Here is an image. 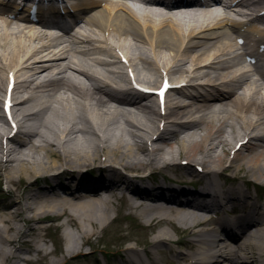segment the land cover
I'll return each mask as SVG.
<instances>
[{"label":"bare ground","instance_id":"bare-ground-1","mask_svg":"<svg viewBox=\"0 0 264 264\" xmlns=\"http://www.w3.org/2000/svg\"><path fill=\"white\" fill-rule=\"evenodd\" d=\"M259 1L246 0L243 11ZM174 4L157 12L154 22L117 1L78 0L68 44L57 50L36 46L34 25L0 13V91L11 71L17 126L10 136L13 126L0 106V177L10 184V200L0 207V264L31 260L25 252L48 257L36 236L49 217L66 216L60 225L63 257L47 260L62 264L112 220L116 201L150 226L156 204L173 199L170 189L188 190L214 176L222 178L218 196L246 198L248 214L233 234L235 242L245 240L235 246L220 239L224 253L218 257L208 244L211 237L195 230L197 246L176 254L194 264H264V201L247 191L251 183L264 185L261 74L238 53L220 12ZM116 48L147 86L166 74L185 82L165 97L163 111L151 93L133 89L123 69L113 66ZM184 161L186 169L176 172ZM22 183L27 185L17 193L12 185ZM83 190L93 198L69 209L59 199L63 191ZM172 236L162 227L152 241L158 248ZM249 243L253 258L245 248ZM138 253L129 246L127 264H136L137 257L147 264Z\"/></svg>","mask_w":264,"mask_h":264},{"label":"rangeland","instance_id":"rangeland-1","mask_svg":"<svg viewBox=\"0 0 264 264\" xmlns=\"http://www.w3.org/2000/svg\"><path fill=\"white\" fill-rule=\"evenodd\" d=\"M118 62L120 61L117 58V62L113 61V66L115 65L116 68H122L129 79L126 67L118 64ZM117 65L123 67H118ZM4 89L5 86H3V90L0 91V106L2 104ZM173 92L174 91H172L171 94ZM154 97L155 96L152 95L153 99H155ZM228 149H233V143ZM183 164L184 163L176 165V172H182L183 169H186L185 167H187V165L185 166ZM103 169L108 168L103 167ZM171 173L175 174L170 171H168L167 174L170 175ZM155 177L161 179V174L158 173ZM212 179L218 180L219 177L215 176L210 180ZM26 185L27 183H22L12 186L16 189L17 193L20 192L22 194ZM9 187L10 184L6 179L0 177V207L10 200V197L7 195ZM248 188L250 189V194L254 193L255 190L259 192V189L255 188L254 190V188L250 186ZM249 189H247V191H249ZM258 194H260V192ZM259 201L261 202V200ZM111 208L113 215L112 220L109 221L102 230H99L92 236L91 244H85L81 253L64 257L62 264H127L126 249L129 246L136 247L137 251H139L138 254L142 256V259L147 264H181L184 262V259L175 254L176 251L182 250L189 253L191 251V246L194 247L195 245L193 241L194 230L191 229L184 234L181 232L177 234L173 231V228L166 223L164 226L171 230L170 233L173 235L172 240L161 243V246L157 248L154 246L152 239L154 234L161 227L154 224L151 226L144 225L135 213L130 212L129 208L126 207L121 200H119L118 204H112ZM128 213H131V217L125 216ZM19 223L23 227L27 226L24 221H19ZM41 224L43 230L40 236H36V239L42 242L45 249L50 251V254L47 257L43 254H38V252H25L24 255L30 257L31 260H23L20 264H49L47 260L50 261L53 258L57 259L63 257L66 235L60 228L62 221H55L54 219L48 218ZM143 248L145 249L144 251ZM249 255H251V253H249ZM136 260V264H140L138 257Z\"/></svg>","mask_w":264,"mask_h":264}]
</instances>
